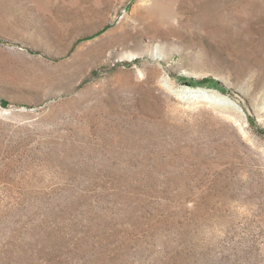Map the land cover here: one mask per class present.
<instances>
[{"label": "rangeland", "instance_id": "obj_1", "mask_svg": "<svg viewBox=\"0 0 264 264\" xmlns=\"http://www.w3.org/2000/svg\"><path fill=\"white\" fill-rule=\"evenodd\" d=\"M0 264H264V0H0Z\"/></svg>", "mask_w": 264, "mask_h": 264}, {"label": "bare ground", "instance_id": "obj_2", "mask_svg": "<svg viewBox=\"0 0 264 264\" xmlns=\"http://www.w3.org/2000/svg\"><path fill=\"white\" fill-rule=\"evenodd\" d=\"M164 85L167 88L171 87V82L169 80H165ZM178 94H180L183 97H193V98H200V99H206V100H214L216 97H222L219 93H217L214 90H208L204 88H189V87H184L181 86L178 89L175 90ZM183 100V99H182Z\"/></svg>", "mask_w": 264, "mask_h": 264}]
</instances>
